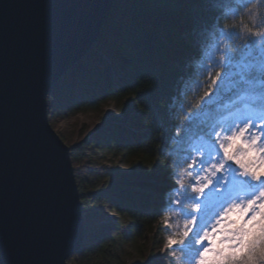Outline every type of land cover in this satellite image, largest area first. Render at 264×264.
<instances>
[{"label": "water", "instance_id": "obj_1", "mask_svg": "<svg viewBox=\"0 0 264 264\" xmlns=\"http://www.w3.org/2000/svg\"><path fill=\"white\" fill-rule=\"evenodd\" d=\"M114 0H0V264H67L83 241L53 84L96 42Z\"/></svg>", "mask_w": 264, "mask_h": 264}, {"label": "snow or ice", "instance_id": "obj_2", "mask_svg": "<svg viewBox=\"0 0 264 264\" xmlns=\"http://www.w3.org/2000/svg\"><path fill=\"white\" fill-rule=\"evenodd\" d=\"M206 3L215 7L219 0ZM234 3L233 17L253 4L264 8V0H234ZM226 19L222 11L218 12L210 24L194 31L192 40L199 54L188 62L192 70L177 78V87L164 105L174 132L168 137L162 155L169 161L164 167L169 191L175 197L166 193L161 222L168 230L173 227V216L183 220V227L177 225V231L167 237L171 255L181 253L182 264H199L212 251L209 234L215 236L213 229H218L221 213L230 211L234 205L247 208L251 201L247 216H252L258 211L256 205L264 200L261 195L264 177L252 180L232 160L225 161L224 155V149L236 138L243 142L256 139L257 146L264 145V30H261L264 20L252 27L245 26L242 34ZM203 33L210 40H202ZM205 83L207 91L200 102L195 107L188 104L189 95L198 92ZM225 90L238 92L237 102L229 101L228 107L217 102ZM177 113L183 114L182 124L176 123ZM222 161L223 167L217 171ZM208 180L212 182L203 192L192 190ZM189 204L200 207L194 212Z\"/></svg>", "mask_w": 264, "mask_h": 264}, {"label": "trees", "instance_id": "obj_3", "mask_svg": "<svg viewBox=\"0 0 264 264\" xmlns=\"http://www.w3.org/2000/svg\"><path fill=\"white\" fill-rule=\"evenodd\" d=\"M122 2L136 11L139 17L132 16L130 10L120 5L118 0L113 1L99 37L89 52L50 88L48 100L51 101V106L47 114L54 109V105L64 103L70 98H74L71 103L77 101L76 99H82L78 105L95 106V96L106 93L122 113L137 111L138 121L147 126L149 134L146 138L138 137V133L128 132L122 140L123 130L120 128H114L110 135V148L133 158L137 167L142 166L145 170L147 167L165 165L169 162L162 155V150L168 145V137L173 134L174 129L171 127L172 121L164 105L177 87V78L192 70L188 62L199 54L192 40L194 31L210 24L213 17L222 11L227 17L225 22L229 25L234 24L237 31L244 34L245 26L252 27L264 20V8L257 5L253 9L249 6L246 10L241 9L239 14L233 17L231 9L236 7L234 0H219L215 7L209 6L206 0H122ZM154 3L161 6V9H158L159 13H154L156 10L151 7ZM173 8L176 12H173ZM180 17L182 21L179 20ZM116 35L119 37V44L114 46ZM201 39L208 41L210 37L203 33ZM115 48L122 49L123 55L128 58L127 67L120 57L116 59ZM109 69L117 76L116 81L106 85L99 83L98 80L102 79L103 73ZM205 91L206 83L198 92L189 95L188 104L195 107ZM237 94L236 91L225 90L217 98V102L225 107ZM185 107L187 108V105ZM176 123H183L182 113H177ZM70 159L75 165L83 158L71 149ZM141 187L143 200L139 198L137 200L125 191L117 190V198L113 202L119 213H126L128 216L132 236L154 233L157 217L163 215L156 201V197L163 193L162 189L156 182ZM85 217L86 215L82 214V220H85ZM174 219L175 216L172 219L173 226ZM91 227H93L91 233L89 231L84 233L75 261L77 257L84 259L87 256L85 248L101 237V226L94 222ZM148 238L149 236L146 238L147 243L150 241ZM175 259L173 264H182L181 253L178 251Z\"/></svg>", "mask_w": 264, "mask_h": 264}, {"label": "rangeland", "instance_id": "obj_4", "mask_svg": "<svg viewBox=\"0 0 264 264\" xmlns=\"http://www.w3.org/2000/svg\"><path fill=\"white\" fill-rule=\"evenodd\" d=\"M118 2L123 7H127L132 16L139 17L136 11L125 6V2L122 0ZM151 7L157 11H154L155 14L159 13L158 9H161V6L155 3ZM173 12H176L174 8ZM179 20L183 19L180 17ZM116 44H119L117 35L114 38V46ZM114 52L116 59L120 57L127 67L128 58L123 55L122 49L115 48ZM116 78L113 70L109 69L103 73L102 79L98 82L105 85L113 84ZM71 100L74 98L64 103L56 102L54 109L47 114L48 122L64 145L69 147V150L74 149L83 158L75 165L72 164L82 214L86 215L85 220H82V224H85L83 233L88 231L91 233L94 222L101 226L102 233L100 238L85 248L87 256L84 259L80 258V260L77 257L75 261L77 251L65 262L67 264H173L176 259L168 249L167 237L171 232L177 231V225L183 227V220L175 216V226L165 230L160 215L157 217L154 233L132 236L128 216L126 213H119L113 203L117 198V190H123L137 200L138 198L143 200L141 186L152 185L153 182H156L163 191L156 197L161 209L166 205V193L167 196L175 197V193L169 191L167 170L164 165L147 167L144 170L142 166L137 167L133 158L110 148V135L114 128L123 130L121 135L123 140L128 132L138 133V137L146 138L149 134L147 126L138 121L137 111L130 110L126 114L122 113L118 105L108 98L106 93L95 96V106L78 105L82 99H76L74 103H71ZM235 102L237 101L233 100V103ZM50 106L51 101L47 96V111H50ZM228 106L229 103L225 107ZM123 109L125 112V108ZM250 217L246 214L241 224L243 225ZM148 236L149 245L146 240ZM217 243L220 241L218 240Z\"/></svg>", "mask_w": 264, "mask_h": 264}, {"label": "clouds", "instance_id": "obj_5", "mask_svg": "<svg viewBox=\"0 0 264 264\" xmlns=\"http://www.w3.org/2000/svg\"><path fill=\"white\" fill-rule=\"evenodd\" d=\"M251 8L255 9L256 4H253ZM236 148L240 151L237 152ZM224 155L225 161L232 160L242 169L243 174L252 180L264 177V145L257 146L256 139L243 142L236 138L224 149ZM225 161L221 162L217 171L223 167ZM212 175L215 176V173ZM211 182L208 180L206 184L193 187L192 190L203 192ZM227 194L226 192L225 195ZM261 195H264V191ZM187 206L194 212L200 207L197 204ZM251 207L252 202L250 201L247 208L241 209L239 205H234L230 211L226 210L221 213L222 221L218 229H213L215 236L209 234L213 245L212 251L208 252L206 258L200 260L199 264H264V200L256 205L258 211L254 212L241 227V221ZM194 219L195 217H192V220ZM190 222L186 221V223ZM218 240L220 243H217Z\"/></svg>", "mask_w": 264, "mask_h": 264}, {"label": "bare ground", "instance_id": "obj_6", "mask_svg": "<svg viewBox=\"0 0 264 264\" xmlns=\"http://www.w3.org/2000/svg\"><path fill=\"white\" fill-rule=\"evenodd\" d=\"M72 163V162H71Z\"/></svg>", "mask_w": 264, "mask_h": 264}]
</instances>
